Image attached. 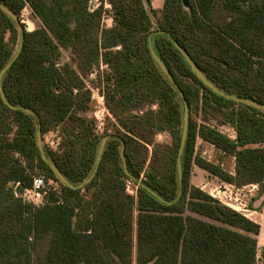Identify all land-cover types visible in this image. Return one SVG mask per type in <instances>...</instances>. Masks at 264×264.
<instances>
[{"label":"trees","instance_id":"obj_1","mask_svg":"<svg viewBox=\"0 0 264 264\" xmlns=\"http://www.w3.org/2000/svg\"><path fill=\"white\" fill-rule=\"evenodd\" d=\"M107 1L111 26L102 25L103 4L90 9V0H0L19 21L26 5L39 20L32 30L20 22L21 32L0 8V72L23 33L0 77V264H132L134 249L136 264H256L260 225L190 176L196 164L263 191L264 109L233 97L264 104V0H164L161 8L152 0ZM62 48H71L74 65L58 64ZM100 60L110 69L104 97L116 121L114 131L101 134L85 115L90 90L82 78ZM184 100L189 121L179 156ZM193 111L219 117L235 137L198 122ZM39 125L42 135L59 129L58 149L42 151L72 187L42 157ZM161 132L170 142L155 139ZM197 138L234 156V173L196 152ZM36 167L59 188L41 206L24 202L13 188L16 182L19 191L30 187ZM127 181L137 185L135 195ZM41 238L47 245L37 259ZM260 256L264 264V246Z\"/></svg>","mask_w":264,"mask_h":264},{"label":"rangeland","instance_id":"obj_2","mask_svg":"<svg viewBox=\"0 0 264 264\" xmlns=\"http://www.w3.org/2000/svg\"><path fill=\"white\" fill-rule=\"evenodd\" d=\"M100 3L103 4L102 25L111 26L112 6L107 0H103V1L90 0V9L96 8ZM20 22H22L25 25V28L27 30H32L39 24V20L37 19V17H35L32 14L31 9L28 5H26L21 11ZM64 62H68L74 65V56L71 48L61 49V54L58 60V64H62ZM108 72H110L108 65L104 61L100 60L97 65H94L92 69L82 77L86 86L85 88L90 90V109L85 113V115L95 120L96 122L95 130L99 134L103 133L106 129L110 132L115 130V127L111 124V122L115 123L116 121L115 118H113L110 111L108 110L104 97L105 93H104L103 78L104 75H106V73ZM149 105L147 104L146 108L148 107H151L153 109L157 108L156 104H152L150 106ZM192 117L196 119L198 122L205 121L207 124L217 128L218 130H220L221 132H223L228 136L235 134L233 128L230 125L222 123L219 117L212 116L209 113H203V112L196 113L195 111H193ZM155 139L158 142H170V135L167 132H161L156 135ZM41 140H42V148L47 147L53 150L58 149V146L61 142L59 129L51 128L45 131L43 135L41 134ZM52 141L53 143H51ZM195 151L208 159L211 160L218 159L220 161H223L225 167L227 169H231L232 158L228 155L221 154L219 150H217L212 145L203 142L200 138H197L196 140ZM38 174H43L46 177L45 172L39 167H36L33 171V176H36ZM50 189L48 193L50 192ZM129 190H132V193L128 191L129 193L135 195L136 188L134 184L129 186ZM46 245H47V238L39 239L35 249V255L37 259L42 257ZM256 257H257L256 264H262L260 252L257 253ZM132 264H136L135 249L132 255Z\"/></svg>","mask_w":264,"mask_h":264},{"label":"crops","instance_id":"obj_3","mask_svg":"<svg viewBox=\"0 0 264 264\" xmlns=\"http://www.w3.org/2000/svg\"><path fill=\"white\" fill-rule=\"evenodd\" d=\"M163 1L164 0H152L151 4L154 8H161L163 5ZM229 137L234 138L235 134ZM202 141L206 142L204 140ZM208 144L212 145L210 143ZM212 146L215 147L214 145ZM220 153L223 155H227L221 151ZM228 156L232 158L231 169H227L223 161H220L218 159L211 160L204 156L202 157L209 161L219 163L224 169H226L227 171L233 174L234 167H235V159H234V156L232 155H228ZM190 182L193 185L200 187L202 190L206 191L208 194H210L214 198H217L221 203L230 206L231 208L243 213L248 218L257 222L260 225L259 231L256 235L257 253L258 252L261 253V249L264 246V188H263V191L260 192L258 183H249V184L238 186L234 183H230V182L220 179L219 177L209 173L208 171H206L205 169L201 168L200 166L196 164L193 165V169H192L191 176H190ZM234 186L239 187L240 191L242 192V205L240 207L235 204L231 205L226 202H223L222 200L218 198V195H221L223 193L224 188L231 189ZM263 186H264V179H263Z\"/></svg>","mask_w":264,"mask_h":264},{"label":"water","instance_id":"obj_4","mask_svg":"<svg viewBox=\"0 0 264 264\" xmlns=\"http://www.w3.org/2000/svg\"><path fill=\"white\" fill-rule=\"evenodd\" d=\"M0 8H2L7 14H9L17 23L20 31L22 32V26L20 25V21L18 19V17L11 12L9 9H7L6 7H4L3 5L0 4ZM23 33H21V40L19 43V47L18 50L16 52V54L14 55V57L12 58V60L17 56V53L20 51V47L22 45V38H23ZM176 45L178 46V48L180 49V51L182 52V54L184 55L185 59L187 60V62L190 64L191 68L193 69V71L195 72L196 76L208 87H210L213 90H217L216 87L205 77V75L202 73V71L199 69V67L196 65V63L192 60V58L176 43ZM155 61L157 62V64L159 65V67L162 69V71L165 73V75L167 76V78L171 81V83L175 86V88L178 90L179 94L181 97H183V93L180 90V88L178 87L177 83L175 82L172 74L170 73V71L165 67V65L162 63V61L156 56V54L151 51ZM11 60V61H12ZM11 61L1 70L0 72V77L2 76V74L6 71V69L9 67ZM1 95L2 98L5 99L2 90H1ZM232 97V96H229ZM235 100L237 101H241L244 102L246 104H251L254 105L256 107H259L261 109H264V104L261 102H258L256 100L253 99H245V98H239V97H233ZM25 110L29 113L35 114V112L31 109L25 108ZM188 121H189V107L187 102L184 100V121H183V125H182V135H181V141H180V147H179V156L182 152V148L184 145V141H185V137H186V132H187V126H188ZM37 145L39 150L41 151V155L42 157L48 161L50 167L52 168L53 172L55 173V175L59 178V180L64 183L67 186L72 187L73 185L65 178V176L61 173V171L52 163L50 162L48 159H46L43 151H42V140H41V130H40V125L38 126L37 132ZM109 137V134H106L103 136L100 146H99V150H98V156H97V164L100 160V155L103 151L105 142L107 140V138ZM178 156V160H177V168H178V172L180 174V159ZM96 169V168H95ZM92 177V175L88 178V180Z\"/></svg>","mask_w":264,"mask_h":264},{"label":"built area","instance_id":"obj_5","mask_svg":"<svg viewBox=\"0 0 264 264\" xmlns=\"http://www.w3.org/2000/svg\"><path fill=\"white\" fill-rule=\"evenodd\" d=\"M51 143H53V141ZM18 184L19 183L16 182L13 187L15 196L20 197L24 202L31 203L34 206H41L47 202L48 191L50 188L59 194L57 183L52 179H46L43 174L33 176L32 185L21 191L17 190ZM130 185H133V183L131 181H127L126 189L132 193V190H129ZM134 186L137 188V185L134 184ZM218 198L231 205L235 204L239 207L242 205V192L240 191V188L236 186L231 189L224 188L223 193L218 195ZM58 201L60 202L61 199L59 198Z\"/></svg>","mask_w":264,"mask_h":264}]
</instances>
